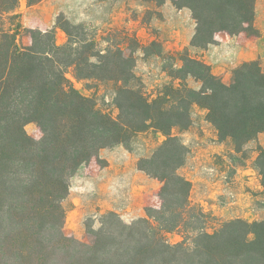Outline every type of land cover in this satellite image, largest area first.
<instances>
[{
    "label": "trees",
    "instance_id": "16d2710c",
    "mask_svg": "<svg viewBox=\"0 0 264 264\" xmlns=\"http://www.w3.org/2000/svg\"><path fill=\"white\" fill-rule=\"evenodd\" d=\"M43 0H28L35 6ZM161 6L168 0H142ZM258 0H175L196 22L191 46L206 49L216 35H258ZM20 0H0V264H264V220L235 219L210 231L209 214L191 200L192 183L179 173L189 149L181 132L193 124L192 108L206 110V120L220 142L230 140L237 154L264 132V68L245 61L230 82L188 50L166 54L170 81L149 95L135 74L136 58L112 44L102 49L86 24L57 21L67 34L59 44L56 30L26 29ZM24 32L30 46L22 47ZM107 43L110 41L105 40ZM78 82L113 84L117 118L94 97L78 90ZM200 83L196 90L188 79ZM35 123L40 141L26 131ZM166 137L138 169L159 180L161 207L148 218L124 223L114 212L89 241L66 236L63 202L71 179L107 147L125 144L148 129ZM254 169L264 186V150L259 146ZM185 238L170 244L166 234Z\"/></svg>",
    "mask_w": 264,
    "mask_h": 264
},
{
    "label": "rangeland",
    "instance_id": "374dc122",
    "mask_svg": "<svg viewBox=\"0 0 264 264\" xmlns=\"http://www.w3.org/2000/svg\"><path fill=\"white\" fill-rule=\"evenodd\" d=\"M174 1L168 0L163 5L157 6L155 3H145L142 0H43L35 6H29L28 0H20L18 11L26 29L42 32L55 29L59 44H64L68 40L67 34L62 29L57 28V21L62 19L63 22L67 21L73 25L86 24L89 33H94L105 40L108 39L110 43L105 40L101 41L100 47L102 49L112 44L115 47L124 48L127 55L133 53L136 58L135 74L149 95L155 96L158 90L170 81V78L164 72V68L169 66V61L164 59V55H177V53L184 50H188L193 57L202 59L205 63L209 60L211 64H207L211 66L212 71L223 81L230 82L233 70L245 61L243 60L245 57L244 48H247V44L242 37L248 35L243 33V36L238 39L227 33H219L215 37V44L209 45L204 50L187 46V40L192 41L194 36L196 22L189 9H178L174 5ZM257 16L259 21L264 24V0H258L257 2ZM176 42L180 43V48L174 46ZM31 43V36L28 32H24L19 39V44L25 47L30 46ZM68 78L84 95L94 97L97 105L102 110L110 113L114 118L118 117L119 111L115 105L113 84L89 81L85 85L84 82L75 80L71 73L68 74ZM188 86L196 90L200 89V83L192 78L188 79ZM205 115H207L206 110L195 105L192 108L193 124L190 128L205 125ZM25 128L34 140H41L42 131L37 124L30 123ZM187 130L181 132L179 129H175L173 134L181 136L182 142L189 149V157L192 144L187 145L185 143ZM165 140L166 137L163 134L150 128L133 135L125 144H118L104 149L123 148L136 160V166L138 167L139 161L150 158ZM258 150L259 142L255 140L249 143L248 148L243 153H235L233 158L234 163L245 168V176L256 178L255 180L259 179L260 176L254 169V163L259 154ZM99 153L91 161L96 158L99 163L103 164V161L99 159ZM206 172L213 178L220 175L215 167H209ZM142 173L145 181L150 183L151 188V192L147 197V205L144 207L145 217L143 218H148V215H152L155 210L161 207L162 201L159 193L162 183L144 172ZM225 177L229 179L228 174L222 176L223 179ZM72 180L73 178L71 182ZM262 201L259 205L261 209L264 208V200ZM64 202L63 205L66 210L65 234L69 238L83 242L89 241L88 231L90 228H100L105 221L106 214L109 212L116 213L126 224H132L142 219L133 218L132 220L127 216L126 208L123 209L121 214L108 211L97 216L88 215L82 219L79 235L76 236L75 229L67 223V213L72 204ZM194 204L203 209L200 205ZM216 220V218L210 216L204 225L210 231L218 229L223 223L220 224ZM185 234L182 231L167 233L166 239L170 244H177L184 240Z\"/></svg>",
    "mask_w": 264,
    "mask_h": 264
},
{
    "label": "crops",
    "instance_id": "0c3cea01",
    "mask_svg": "<svg viewBox=\"0 0 264 264\" xmlns=\"http://www.w3.org/2000/svg\"><path fill=\"white\" fill-rule=\"evenodd\" d=\"M255 27L258 35L242 37V33L234 37L246 41L243 60H260L264 68V24L257 14ZM179 44L176 42L174 46L180 48ZM186 45L191 46V41L187 40ZM207 63L211 64L209 60ZM204 119L205 125L190 128L185 134V143L192 144L191 154L185 167L179 170L192 183L191 200L220 224L235 219L264 220V208H259L264 200L261 177L255 180L245 176V168L233 162L236 152L231 141L220 142L206 115ZM257 140L264 150V132ZM99 159L103 164L95 158L73 177L69 197L64 202L72 204L67 223L75 229L76 236L82 219L88 215L97 216L108 211L121 214L126 208L132 220L145 217L144 207L151 188L136 166V160L121 147L101 150ZM209 167H215L221 176L210 177L206 172ZM225 174L229 179L222 178Z\"/></svg>",
    "mask_w": 264,
    "mask_h": 264
}]
</instances>
